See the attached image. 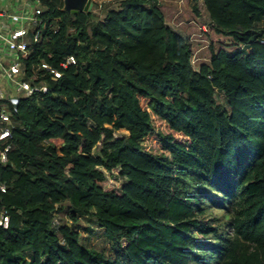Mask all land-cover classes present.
<instances>
[{
    "label": "trees",
    "instance_id": "1",
    "mask_svg": "<svg viewBox=\"0 0 264 264\" xmlns=\"http://www.w3.org/2000/svg\"><path fill=\"white\" fill-rule=\"evenodd\" d=\"M201 1L213 43L193 61L160 0H115L102 18L39 0L25 70L62 75L37 72L50 89L13 116L0 264H264V0ZM115 169L124 181L107 189ZM79 216L113 259L81 242Z\"/></svg>",
    "mask_w": 264,
    "mask_h": 264
},
{
    "label": "built area",
    "instance_id": "2",
    "mask_svg": "<svg viewBox=\"0 0 264 264\" xmlns=\"http://www.w3.org/2000/svg\"><path fill=\"white\" fill-rule=\"evenodd\" d=\"M34 3L33 12L28 17L29 26L9 28L6 33L0 27V162L7 161L8 152L12 148L13 116L17 112L19 100L50 89L46 79L37 80V72L53 78H60L62 75L59 68L45 61L33 67L32 76H28L25 70L23 59L28 54V31L35 28L32 40L37 41L43 30L42 20L38 17L41 12L39 0H34ZM75 62V57L69 55L60 62V67L66 68ZM6 190L7 185L0 183V228H7L9 225V213L1 200V195Z\"/></svg>",
    "mask_w": 264,
    "mask_h": 264
},
{
    "label": "rangeland",
    "instance_id": "3",
    "mask_svg": "<svg viewBox=\"0 0 264 264\" xmlns=\"http://www.w3.org/2000/svg\"><path fill=\"white\" fill-rule=\"evenodd\" d=\"M164 2L166 0H163ZM92 8L98 18H102L105 6H114L115 0H92ZM196 10H193V3ZM164 4V3H163ZM165 5V4H164ZM166 6V5H165ZM177 17L169 15V9L166 7L167 19L170 26L181 32L188 40L190 48L193 50V61H199L205 58L203 55L207 46L213 43L212 29L210 27V20L203 2L195 0H182L178 7ZM173 21V22H172ZM260 25V24H257ZM250 49H247L249 52ZM218 102L226 103L223 95L217 92L216 96ZM115 136H125V132L119 130L115 131ZM148 144L152 142V138H148ZM96 151V150H95ZM108 181L105 188L117 190L121 186L124 178L118 175V170H112V173H107ZM53 229H57L59 223L71 224L69 213L62 214L55 213L53 221ZM75 228L80 233V240L86 246L96 252L100 253L106 259H113L115 256L116 246L108 239L103 231L96 224V221L87 216H79L78 223H74Z\"/></svg>",
    "mask_w": 264,
    "mask_h": 264
},
{
    "label": "crops",
    "instance_id": "4",
    "mask_svg": "<svg viewBox=\"0 0 264 264\" xmlns=\"http://www.w3.org/2000/svg\"><path fill=\"white\" fill-rule=\"evenodd\" d=\"M164 3L169 9V15H174L177 17L178 7L182 0H160ZM34 0H0V27L2 28V32L6 33L7 29L11 28H19V27H27L29 26L28 17L33 12ZM194 6V2L192 3ZM173 22V21H172ZM166 24L179 33L183 35L178 30L174 29L169 25L168 19L166 20Z\"/></svg>",
    "mask_w": 264,
    "mask_h": 264
},
{
    "label": "water",
    "instance_id": "5",
    "mask_svg": "<svg viewBox=\"0 0 264 264\" xmlns=\"http://www.w3.org/2000/svg\"><path fill=\"white\" fill-rule=\"evenodd\" d=\"M92 5V0H63V9L71 13L90 11Z\"/></svg>",
    "mask_w": 264,
    "mask_h": 264
}]
</instances>
